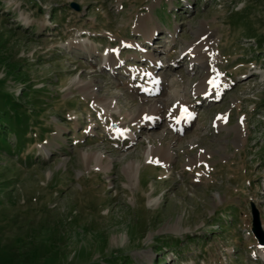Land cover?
Returning a JSON list of instances; mask_svg holds the SVG:
<instances>
[{
  "label": "rangeland",
  "instance_id": "rangeland-1",
  "mask_svg": "<svg viewBox=\"0 0 264 264\" xmlns=\"http://www.w3.org/2000/svg\"><path fill=\"white\" fill-rule=\"evenodd\" d=\"M2 108L0 264H264V0H1Z\"/></svg>",
  "mask_w": 264,
  "mask_h": 264
},
{
  "label": "bare ground",
  "instance_id": "bare-ground-1",
  "mask_svg": "<svg viewBox=\"0 0 264 264\" xmlns=\"http://www.w3.org/2000/svg\"><path fill=\"white\" fill-rule=\"evenodd\" d=\"M190 51L191 52L193 51L192 54H193L195 59H198L197 56L202 54V52H203L202 48H200V45L193 47ZM115 54L116 53L113 51L111 54L108 55L109 59L107 61V64H109L111 66L116 64L117 60H116ZM106 57H107V55H106ZM200 63H202V60ZM202 64L205 65V67H207L208 65H209V67L211 66L210 60H209V62L206 61L205 63H202ZM162 84L163 83L161 82L159 77L157 78L154 74L150 75L149 76V83H148V86L146 88V91H148V93H151V94H158L163 89L164 84H163V86H162ZM224 85H225L224 81L222 79H220L218 76L207 75V78L205 80H203L202 83H200L197 86V88H195V92L200 93V94H207V95H209V98H211L212 96L216 97L221 93V90L224 88ZM98 101H102V99H100ZM102 104L104 107H107L109 109L113 108L111 105L112 101H110V102L105 101ZM186 106H187V102L185 99L179 100V101L175 102V104H173V103L161 104V103H159L158 100L155 101L152 105H145L143 103V105L141 106V108L139 109L138 113L136 114V116L134 117L133 120H137V121L141 120L142 122L147 121L148 123L149 122L153 123V122L157 121L156 119H159L160 117H163V118L166 117L167 118V124L169 125V127L180 131V130L186 128L187 123H188L189 118H190V114L186 115V113H187L186 112L187 111ZM127 126L130 128L129 125H127ZM114 130H115V133L117 135L120 134V132L123 135V133L125 131L124 128L121 126H118ZM241 131L242 130H238V137L242 136V134H240ZM151 157H152V159H154L156 161L157 160H165L166 153L164 152V150L162 151L160 147L154 146V149L151 152ZM135 168H136V166L134 164H132L130 167L131 173H135Z\"/></svg>",
  "mask_w": 264,
  "mask_h": 264
},
{
  "label": "trees",
  "instance_id": "trees-1",
  "mask_svg": "<svg viewBox=\"0 0 264 264\" xmlns=\"http://www.w3.org/2000/svg\"><path fill=\"white\" fill-rule=\"evenodd\" d=\"M1 1V0H0ZM4 63L9 65V68L16 70L17 67L14 62L9 59V56L4 53ZM2 63V64H4ZM24 120H16L5 109H0V139H8V134L11 131H19L24 127Z\"/></svg>",
  "mask_w": 264,
  "mask_h": 264
},
{
  "label": "water",
  "instance_id": "water-1",
  "mask_svg": "<svg viewBox=\"0 0 264 264\" xmlns=\"http://www.w3.org/2000/svg\"><path fill=\"white\" fill-rule=\"evenodd\" d=\"M73 7L76 10L80 9L79 4L76 2L73 3ZM252 215H253V222H252V232L254 233L255 237L258 239L259 243L264 246V228L262 224V219L259 210L256 206L252 205Z\"/></svg>",
  "mask_w": 264,
  "mask_h": 264
}]
</instances>
